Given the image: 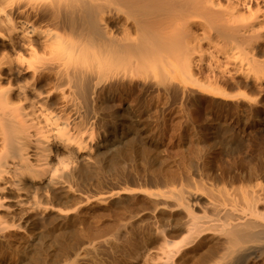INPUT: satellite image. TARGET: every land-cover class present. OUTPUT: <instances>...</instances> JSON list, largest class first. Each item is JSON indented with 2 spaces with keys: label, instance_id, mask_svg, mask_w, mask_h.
I'll return each instance as SVG.
<instances>
[{
  "label": "bare ground",
  "instance_id": "obj_1",
  "mask_svg": "<svg viewBox=\"0 0 264 264\" xmlns=\"http://www.w3.org/2000/svg\"><path fill=\"white\" fill-rule=\"evenodd\" d=\"M0 264H264V0H0Z\"/></svg>",
  "mask_w": 264,
  "mask_h": 264
},
{
  "label": "rangeland",
  "instance_id": "obj_2",
  "mask_svg": "<svg viewBox=\"0 0 264 264\" xmlns=\"http://www.w3.org/2000/svg\"><path fill=\"white\" fill-rule=\"evenodd\" d=\"M259 60H261V59H259Z\"/></svg>",
  "mask_w": 264,
  "mask_h": 264
}]
</instances>
